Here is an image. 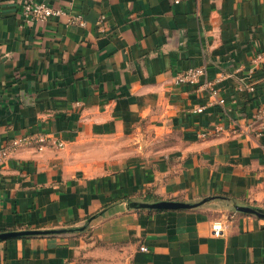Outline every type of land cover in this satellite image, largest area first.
Masks as SVG:
<instances>
[{"label": "crops", "instance_id": "1", "mask_svg": "<svg viewBox=\"0 0 264 264\" xmlns=\"http://www.w3.org/2000/svg\"><path fill=\"white\" fill-rule=\"evenodd\" d=\"M23 1L0 0V147L49 140L0 165V233L96 217L0 264H264V219L234 208L264 211V0H31L64 12L33 22ZM193 67L223 104L175 83Z\"/></svg>", "mask_w": 264, "mask_h": 264}, {"label": "built area", "instance_id": "2", "mask_svg": "<svg viewBox=\"0 0 264 264\" xmlns=\"http://www.w3.org/2000/svg\"><path fill=\"white\" fill-rule=\"evenodd\" d=\"M21 14L25 20L33 22L46 21L48 19L64 15V12L61 9H54L44 3L24 0L22 3ZM68 23H77L80 26H84V21L81 16L69 17ZM260 58L262 57L258 56L257 59ZM175 83L177 85H191L197 87V90L205 91L208 94V99H210L209 102L212 101V99L219 104H223L224 102L223 99L217 97V89L215 88L214 82L206 80L205 69L203 67L188 68L182 72H179L175 76ZM203 109L204 107L198 106L196 111L202 112ZM257 118H264V109L258 111ZM220 130L221 129L219 127L213 129L215 133L219 132ZM208 133H210V131ZM208 133L202 132L201 137H204ZM48 140L49 139L47 137L42 135L34 138L29 136H21L13 139L7 145L0 147V165L13 151L17 150L18 148L35 145L38 149H41L45 146ZM53 143L58 147L62 146V143ZM211 231L214 236H221L224 231L223 223L221 221H214L211 224ZM140 250L147 251V248L140 247Z\"/></svg>", "mask_w": 264, "mask_h": 264}, {"label": "water", "instance_id": "3", "mask_svg": "<svg viewBox=\"0 0 264 264\" xmlns=\"http://www.w3.org/2000/svg\"><path fill=\"white\" fill-rule=\"evenodd\" d=\"M206 202L207 199H203L197 203H185L180 201H159L154 203L129 202L127 203V207L130 209H148V210H185V209H192L199 207ZM234 208L238 212L255 215L256 217L264 219V211H262L261 209H256L253 207H246V206H237V205H235ZM95 217L96 216L90 217L84 225L74 228L3 232L0 233V241L19 238V237L81 232L88 226L91 220L94 219Z\"/></svg>", "mask_w": 264, "mask_h": 264}, {"label": "trees", "instance_id": "4", "mask_svg": "<svg viewBox=\"0 0 264 264\" xmlns=\"http://www.w3.org/2000/svg\"><path fill=\"white\" fill-rule=\"evenodd\" d=\"M89 218H90V217H89ZM89 218H88V219H89Z\"/></svg>", "mask_w": 264, "mask_h": 264}]
</instances>
